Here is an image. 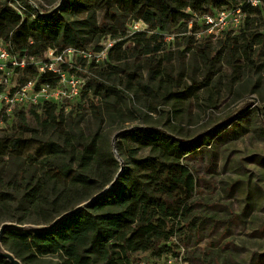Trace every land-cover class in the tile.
<instances>
[{
  "label": "trees",
  "instance_id": "1",
  "mask_svg": "<svg viewBox=\"0 0 264 264\" xmlns=\"http://www.w3.org/2000/svg\"><path fill=\"white\" fill-rule=\"evenodd\" d=\"M263 5V0L258 6L246 0H65L49 14L34 9L22 15L0 0V40L18 56L41 57L49 48L99 50L105 39L116 40L104 62L88 64L86 85L69 110L54 101L22 104L12 113L0 105L2 118L18 117L17 132L0 136V210L6 212L0 220L49 224L107 188L120 170V158L124 163L116 185L89 206L49 231L8 229L4 245L24 264L46 257L57 258L56 264H133L138 253L154 264L180 252L182 246L174 241L191 218L198 186L187 159L206 140L200 135L186 139L177 126L159 127L143 119L131 129L120 126L117 158L110 125L126 121L127 95L106 80L108 64L122 36L134 44L127 52L149 55L161 50V42L170 46L179 40L182 34H173V27L183 24L184 35L195 37L203 29L201 16L236 6L246 13L238 30L249 32L231 47L253 61L254 46L264 44V37L249 29L262 18ZM134 21L148 28L129 35ZM233 33L221 35L230 44ZM18 73L20 84L33 79L38 86L55 84L59 79L32 66ZM178 94L186 96L185 91ZM27 108L37 120L28 118ZM0 264L11 263L0 257Z\"/></svg>",
  "mask_w": 264,
  "mask_h": 264
},
{
  "label": "rangeland",
  "instance_id": "2",
  "mask_svg": "<svg viewBox=\"0 0 264 264\" xmlns=\"http://www.w3.org/2000/svg\"><path fill=\"white\" fill-rule=\"evenodd\" d=\"M27 1L32 8L23 0H6L22 15L34 9L49 14L65 0ZM262 12L249 30L264 37V5ZM184 28L173 27V34H182L179 40L170 46L161 42V50L149 55L127 52L134 44L121 37L104 73L127 95L126 121L110 125L111 148L117 150L120 126L131 129L143 119L159 127L177 126L186 139L204 137L203 148L187 159L198 186L191 218L174 242L191 264H264V44L255 45L253 61H247L242 49L231 47L246 39L249 31L243 27L233 30L230 44L227 35L213 38L202 32L193 38L184 35ZM25 112L37 120L31 108ZM17 122V115L8 120L0 114V136L17 132ZM5 213L0 210V218ZM57 260L46 257L35 264ZM143 262L146 254L134 256L133 264Z\"/></svg>",
  "mask_w": 264,
  "mask_h": 264
},
{
  "label": "built area",
  "instance_id": "3",
  "mask_svg": "<svg viewBox=\"0 0 264 264\" xmlns=\"http://www.w3.org/2000/svg\"><path fill=\"white\" fill-rule=\"evenodd\" d=\"M252 6H258L262 0H246ZM246 13L241 6L222 8L215 13H206L199 19L203 29L196 35L205 32L209 37L217 38L225 30L238 29L245 19ZM190 23V28L192 27ZM148 25L143 21H134L129 25L128 33L146 30ZM172 37H168L171 39ZM116 40L107 38L99 50H81L67 47L63 50L49 48L43 56H18L11 53L7 43L0 40V105L5 111L12 113L13 109L22 104H38L44 101H54L67 111L71 103L82 94L88 79V64L102 63L108 57L110 49ZM35 67L39 73L52 72L59 79L55 84H41L37 80L18 83V71ZM139 264V263H138ZM146 264V263H142ZM154 264H190L182 249L177 254H169Z\"/></svg>",
  "mask_w": 264,
  "mask_h": 264
},
{
  "label": "water",
  "instance_id": "4",
  "mask_svg": "<svg viewBox=\"0 0 264 264\" xmlns=\"http://www.w3.org/2000/svg\"><path fill=\"white\" fill-rule=\"evenodd\" d=\"M116 136L114 137V139ZM115 141V140H114ZM117 156L118 152L115 149L114 151ZM121 161V167L117 175L115 176L114 180L111 182V184L102 190L101 192L97 193L95 196H93L91 199L77 205L75 208L70 209L61 215H59L57 218H55L51 223L45 224V225H36V224H20L14 221H3L0 224V257L1 258H6L11 264H24L15 254L10 251L3 243V239L5 236V233L7 232L8 229H18V230H23V231H31V232H45L49 231L53 228H55L59 223H61L63 220L68 218L69 216L77 213L78 211L86 208L89 206L93 201H95L98 197L108 193L117 183L119 176L121 175L123 169H124V163L122 159L120 158Z\"/></svg>",
  "mask_w": 264,
  "mask_h": 264
}]
</instances>
